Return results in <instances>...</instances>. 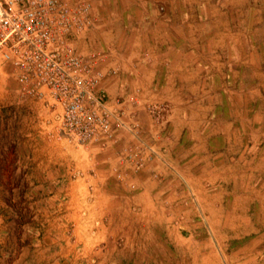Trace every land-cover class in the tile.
<instances>
[{
  "label": "crops",
  "instance_id": "crops-1",
  "mask_svg": "<svg viewBox=\"0 0 264 264\" xmlns=\"http://www.w3.org/2000/svg\"><path fill=\"white\" fill-rule=\"evenodd\" d=\"M88 2L92 24L77 46L97 54L107 97L124 101L157 152L145 168L132 172L112 151L131 142L123 131L111 148L102 150L52 146L55 160L67 154V168L82 176L65 177V186L54 194L55 208L42 222L46 239L59 249L69 247L64 233L70 226L69 235L86 249L99 243L109 248L120 236L124 241L117 244L130 248L143 240L137 235L142 231L150 248L164 244L184 250L176 264H211L218 254L225 264H264V124L253 127L264 116L252 112L257 99L251 84H239L246 92L242 98L237 80L230 78L242 64L243 81H253L251 61H242L248 43H230L226 52L234 59L225 80L220 62L224 49L212 40L226 35L234 40L236 34L197 29L192 11L201 13L211 4L208 0ZM204 39L206 43L197 42ZM3 75L2 81L11 84L5 71ZM173 87L179 94L174 95ZM150 103L168 105L159 123L145 110ZM41 113L46 120L45 110ZM71 150L75 156L67 153ZM178 178L194 192L196 213ZM102 215L97 222L102 236L92 242L95 230L88 222ZM188 248L193 255H186ZM97 257L101 262L107 258L105 253Z\"/></svg>",
  "mask_w": 264,
  "mask_h": 264
},
{
  "label": "rangeland",
  "instance_id": "rangeland-1",
  "mask_svg": "<svg viewBox=\"0 0 264 264\" xmlns=\"http://www.w3.org/2000/svg\"><path fill=\"white\" fill-rule=\"evenodd\" d=\"M208 2L211 4H206L201 13H197V9L194 13L192 11L194 17L198 18L195 21L198 23L197 29L205 33H212L217 28L220 33L236 34L234 40H229L227 35L224 38L216 37L212 40L213 43L219 45L221 50L224 49L220 62L222 70L223 67L225 70L221 72V75L225 74V80L229 77L231 70L229 61L234 59V56L230 58V52H226L230 43H235V41L237 44L248 43L246 55L242 56V61L244 59L251 61L249 67L255 75L253 81L250 78L243 81L245 76L242 64L237 67V72H233L234 76L230 78L234 77L237 80V91H243L242 98L246 92L243 87H239V84H251L250 90L253 98L257 99L253 102L252 112L255 113L258 110L260 112L255 114L264 116V113H261L262 107V112H264V0H208ZM206 41L205 39L197 40L200 43H206ZM247 53L251 56H248ZM4 71L7 74L6 77L8 76L7 79L11 78L8 67L0 66V264H157L152 261L153 259H161V261H166V264H176L175 260L180 257L182 249L172 247V245L164 246V244L158 248H150L148 244L152 242L148 240L147 233L142 231L137 232V235L140 234V239L143 240H139V244L135 239L133 243L137 242L139 245L130 248L123 244H117V242L123 243L124 241L120 236L109 248L105 247V244L99 243L91 250L86 249L82 241H75L74 236L69 235L70 226L65 227L67 231L64 233L69 237L68 243L71 244L69 247L61 246L62 249H59L58 246L53 245L50 239H46L42 224L45 219H49L45 213H51V210L55 208L52 206L55 203L54 194L65 186V177L69 176L73 179L82 176L79 170L74 171L70 166L67 168L65 165L68 162L67 154L65 157L63 155L55 160L56 154H54L52 146L61 143V145H71L73 150H77L78 146H81V149L85 148L83 145L58 135L54 128L55 121L50 109L41 102L20 96L18 85L13 78H11L13 82L11 84L2 81L5 76L3 75ZM239 77H243L241 82ZM172 91H174V95L179 94L177 87H173ZM5 96L11 98L8 99ZM108 99L110 101L121 100L118 97H108ZM130 102L134 103V100ZM150 104H161L165 107L162 118L154 119L150 116L156 123H159L165 117L166 111L168 112V105L166 103ZM147 105H145V110ZM43 109L47 114L46 120H43L41 116ZM127 109L125 108V120H132L136 123L138 135L151 149L146 150L148 149L146 146L138 144L139 142L134 136L115 123H112L113 135L109 144H115L121 135L119 131H123L129 136L131 142L125 143L121 151L116 149L112 151L119 161L124 163L126 169L136 172L145 168L155 158L157 151L154 143L149 142L143 136L140 125L136 119H131L133 114ZM261 123L264 124V119L254 120L253 127L255 128L257 124H260V127ZM243 138L241 137V139ZM67 153L75 156L77 152L71 150ZM71 160H74V157H71ZM66 170L69 174L66 173ZM60 174L62 175L60 176ZM179 183L184 186V193L189 198V208H194L196 213L194 192L181 179H179ZM103 217L104 215L98 217V220L88 222L89 229L92 227L95 230L92 242L102 236L99 231L101 227L97 222H100ZM153 234L155 235V232ZM156 234L159 237L158 232ZM192 250V248L190 250L188 248L186 255H189L188 253L193 255ZM229 250L225 249L223 252L228 253ZM101 253H105L111 261L106 263L107 258H104L105 261L101 262L100 257H97ZM210 262L211 264H225L219 254L215 260L211 259Z\"/></svg>",
  "mask_w": 264,
  "mask_h": 264
},
{
  "label": "built area",
  "instance_id": "built-area-1",
  "mask_svg": "<svg viewBox=\"0 0 264 264\" xmlns=\"http://www.w3.org/2000/svg\"><path fill=\"white\" fill-rule=\"evenodd\" d=\"M91 24L88 0H0V66L20 96L50 109L65 139L102 150L115 123L147 147L136 123L125 120L123 101H110L101 87L97 54L77 46ZM164 108L148 104L146 111L160 119Z\"/></svg>",
  "mask_w": 264,
  "mask_h": 264
}]
</instances>
